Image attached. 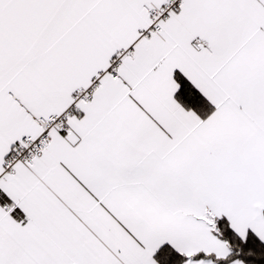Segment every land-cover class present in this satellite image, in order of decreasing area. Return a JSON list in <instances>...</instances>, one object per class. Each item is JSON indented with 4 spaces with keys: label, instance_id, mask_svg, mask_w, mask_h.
Returning a JSON list of instances; mask_svg holds the SVG:
<instances>
[{
    "label": "snow or ice",
    "instance_id": "snow-or-ice-1",
    "mask_svg": "<svg viewBox=\"0 0 264 264\" xmlns=\"http://www.w3.org/2000/svg\"><path fill=\"white\" fill-rule=\"evenodd\" d=\"M0 264H264V0H0Z\"/></svg>",
    "mask_w": 264,
    "mask_h": 264
}]
</instances>
